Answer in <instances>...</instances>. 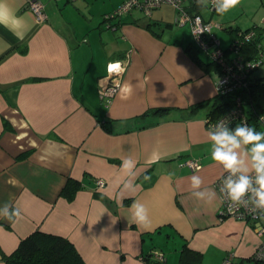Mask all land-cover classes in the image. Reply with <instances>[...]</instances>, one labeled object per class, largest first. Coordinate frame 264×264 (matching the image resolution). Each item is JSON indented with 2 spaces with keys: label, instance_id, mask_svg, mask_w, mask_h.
Wrapping results in <instances>:
<instances>
[{
  "label": "crops",
  "instance_id": "1",
  "mask_svg": "<svg viewBox=\"0 0 264 264\" xmlns=\"http://www.w3.org/2000/svg\"><path fill=\"white\" fill-rule=\"evenodd\" d=\"M30 1L6 0L22 18L18 26L0 24L1 249L10 253L22 237L42 229L68 237L87 264H146L145 254L153 252L163 253L168 264H180L185 242L201 253L198 264H222L229 252L240 261L251 257L260 237L244 221L219 212L216 180L225 169L211 159L209 111L191 114L188 107L199 101L169 104L171 97L190 93L187 82L198 77L195 67L202 69L200 76L210 68L194 65L181 42L168 49L172 59L165 54L167 69H151L164 55L152 58L146 50L142 35L150 28L133 16L138 9L126 13L137 24L110 20L108 28L124 34L125 48L103 49L88 62L93 45L66 14L70 0H39L41 20ZM89 23L85 32L91 36ZM117 63L118 89L104 104L100 79ZM154 107L169 109L145 113ZM153 153L160 156L156 162ZM189 157L199 159L201 167L184 165ZM241 158L250 168V156ZM126 159L134 167L122 168ZM194 174L202 181L198 188L191 185ZM69 178L80 183L73 199L62 195ZM98 178L105 180L103 188L97 187ZM134 201L144 208L147 227L134 222ZM171 240L174 248H164ZM0 264H5L1 251Z\"/></svg>",
  "mask_w": 264,
  "mask_h": 264
},
{
  "label": "trees",
  "instance_id": "2",
  "mask_svg": "<svg viewBox=\"0 0 264 264\" xmlns=\"http://www.w3.org/2000/svg\"><path fill=\"white\" fill-rule=\"evenodd\" d=\"M124 1L125 0H121L119 7ZM219 2L220 0L215 4H219ZM202 3L207 5L208 8L212 10V12H216L209 0L201 2L200 6H198L197 0H190L187 3L186 8L191 13L200 14L205 22L213 23L211 19L206 18L201 13V6L203 5ZM131 10L113 14L112 17L110 16L112 13L106 14L105 19L109 23L107 27L110 26V20L112 18H117L121 24L125 22H134L137 24V20L132 17V14H129V16L126 14ZM175 11H177V9H175ZM123 14H125L124 17H122ZM125 16L128 17V21L125 20ZM144 25L149 27L151 24L149 22ZM172 25V22L167 23V26ZM184 25H188L190 27L189 23ZM214 26L216 25L213 24L212 26L213 32L215 28ZM226 28L232 31L233 35L237 36V38H233L234 40L231 42V46L229 48V51H233L234 55L231 56L227 50L221 48V41L216 45V48H221L224 51V57L226 61L232 62L235 61L234 59H240L241 62L239 64L243 65L242 69H239L235 63L229 64L234 66L236 73H239V76H237L238 80L243 79L244 81H247L248 84L246 86H241V88L238 90H233L226 94L219 92L213 99L207 100L213 105V108H211L208 112L207 118H209L211 121H219L224 116L230 114L232 110H234L233 119H231V122L228 124L229 129L235 128L242 122H246L249 126L255 127L257 131L264 132V122L260 118V116L264 113V102H262L260 99L261 92L264 91V81L258 77H253L254 70L260 66H253V64H255L253 63V60L257 59L260 50L264 47V22L260 25H254L245 29L240 28L238 25L235 27L230 25ZM251 31H253L254 34L248 36V34H250L249 32ZM193 37V42H189L185 45V51L189 53L190 56L197 63H199L205 71H209V68L213 65V70L221 73L223 67L221 66V63L218 62V59H215L212 56V51L205 49L194 35ZM210 38L211 36L208 34L202 36V39L205 41H209ZM201 51L206 52L209 55L210 61L204 60V58L200 56L198 52ZM210 71H212L211 68ZM239 95H243L242 97H244L240 105H238L236 101V97ZM100 99V102L107 104L111 98L102 99V97H100ZM204 102L205 101H201L188 107L190 113L192 114L196 109L202 106ZM168 109L169 107H154L145 113L164 111ZM235 110H237V112H235ZM102 122L105 124L106 122H111V120H103ZM79 187V181L69 178L66 186L62 190V195L64 194L67 198L73 199L76 189ZM11 219L12 217L9 220ZM5 224L8 227H11V222ZM0 251L5 264H87L79 250L68 237L61 234L44 231L42 229H35L26 236L22 237L12 252L6 253L1 249V247ZM152 256L154 257V252ZM152 256L150 257L145 254L144 260L146 261V264H158L159 262H161V264H168L166 260L160 261L156 259V257H154L155 259L152 258ZM201 258L202 255L200 252L189 249L186 242L183 244L179 260L180 264H198ZM247 260L251 264H264V261L253 260L252 257H249ZM241 263H243V260H241Z\"/></svg>",
  "mask_w": 264,
  "mask_h": 264
},
{
  "label": "rangeland",
  "instance_id": "3",
  "mask_svg": "<svg viewBox=\"0 0 264 264\" xmlns=\"http://www.w3.org/2000/svg\"><path fill=\"white\" fill-rule=\"evenodd\" d=\"M49 1L51 0H47L46 3ZM116 1L118 0L68 1L71 6V11L69 10L66 14L68 16H71L75 29L78 32H81V38L86 40L85 43L88 44V46L93 45L92 48L87 49L88 62H91L93 60V56L94 58H96L97 54L100 53L103 49L108 50L112 47H120L121 49L125 48L124 34L121 31H114L112 29H109L107 27L109 23L105 19L106 14L113 12L109 10L112 9L113 4ZM205 1L207 0H203L202 2ZM202 4L203 5L201 6V13L206 18L211 19L214 22L216 21L217 24L215 23L216 26H214V32L221 41V48L227 50V52L231 56L234 55V52L229 51V48L231 46V42L235 38H237V36L233 35V33L231 34V31L229 29H223L221 25L223 27H229L230 25H232V27H235L238 25L240 28L245 29L254 25H260L264 22V0H241L240 5L229 10L223 15H220L217 12H212V10L208 8L207 5H205L204 3ZM174 9L175 7L171 5L162 4L161 7L153 10V14L151 15V17L145 16L141 11H135V14L133 15L134 17L140 16L139 19L144 24L145 22H147V20H149L151 23V25L149 26V32L142 35V39L144 41L143 44L146 45V50H148V53H150L149 55L154 58L155 56H158L157 53L163 51V58L157 60L155 63H151V69L161 67H165L167 69L169 65H165L163 63L165 54H170L168 57L169 59H172L173 57V53H170L168 49H171L172 46L178 47L177 44H180L181 42H183V47H185L187 43L193 42L194 37L190 30V27L188 25H180L176 22L178 13ZM89 20L92 21V26L94 27L92 31H95V34L91 36H88V33H86V29L90 25ZM168 22H172L173 25L167 26ZM93 42L95 43V45ZM168 44L170 45L165 46ZM93 49L94 52L92 51ZM95 50L99 51L96 52ZM119 53V51H116V55ZM198 53L202 58H204V60L210 61V57L206 52L201 51ZM187 64L188 63H185L184 65V67H186L185 71L191 72L192 69L189 68ZM193 64L200 65L199 63ZM210 68H213V65ZM201 70L199 67H195L193 74L198 77L194 80L192 79V81L187 82L189 83L187 90H189L190 93L179 98L178 100H175L174 97H171V99L169 100V102H171L169 103L171 106H179L177 105L178 103L185 104L191 101H204V98H209L216 94L215 79L219 78L220 73L212 70L210 71V73L204 72L203 75L200 76L202 74ZM253 77H258L262 81H264V62L254 70ZM260 99L262 100V102H264V91L261 92ZM199 108H203L204 111L207 112L211 108H213V105L206 100ZM170 243L171 244L164 245V248H174V241L171 240ZM176 254L170 253L171 259L179 258V255ZM243 262L245 264H251L247 259H244Z\"/></svg>",
  "mask_w": 264,
  "mask_h": 264
},
{
  "label": "built area",
  "instance_id": "4",
  "mask_svg": "<svg viewBox=\"0 0 264 264\" xmlns=\"http://www.w3.org/2000/svg\"><path fill=\"white\" fill-rule=\"evenodd\" d=\"M210 4L214 6V3L219 0H209ZM162 4H169L178 11L176 22L180 25L189 23L192 33L194 30L199 33L201 29H207V31L202 32L198 35H194L196 39L204 46L205 49L212 51V56L215 59H218V62L221 63L223 67L222 72L220 73L219 78L216 80V92L226 94L233 90H238L241 86H246L248 83L243 79L238 80L237 76L239 73H236L233 65L229 63H235L239 69L243 68V65H240V59L235 61H226L224 57V51L221 48H216V45L219 44L220 40L215 36L212 31V22H205L202 16L198 13H191L187 8L184 0H125L123 4L118 8L116 13H122V11H128L131 9H138L144 13V15L150 16L155 8L160 7ZM32 10L36 13L38 19L44 17V5L39 0L30 1ZM115 13V14H116ZM264 21V20H263ZM248 36L253 35L254 32H249ZM208 34L211 36L209 41L202 39V36ZM264 61V47L260 50V53L257 56V59L253 60L254 65H261ZM118 66V65H117ZM116 66V67H117ZM120 67V65H119ZM120 68H113L107 71V74L104 75L101 79V86L99 89L102 99H110L118 89V82L114 81V71H119ZM243 96V95H242ZM237 96V104L242 103L244 97ZM237 112V110H235ZM234 110L230 114L224 116L222 119L228 118L233 119ZM261 120L264 122V113L260 116ZM220 119L219 121H221ZM219 121H211L209 118L206 119L208 127L212 131H217L215 125ZM229 124V123H228ZM227 124V127L229 126ZM184 165L190 167L192 170L198 169L201 167L199 159L196 158H187L182 162ZM253 179V187H255V173L250 171L248 173ZM240 173H237L236 176H232L231 179L235 180L238 178ZM230 177L229 172L226 170L220 177L216 180V187L220 194V215L223 217H232L238 220L244 221L249 225L260 237V242L257 244L255 251L252 254L253 260L264 261V208L256 204V197L254 193L249 190V192L240 198L239 201H232L229 197L228 190L225 187L227 179ZM98 186H104L105 180L102 178L97 179ZM231 209V212H230ZM154 257L160 261L165 260V256L159 252L154 253ZM222 264H245L241 263L238 260L233 252H229L223 259Z\"/></svg>",
  "mask_w": 264,
  "mask_h": 264
},
{
  "label": "clouds",
  "instance_id": "5",
  "mask_svg": "<svg viewBox=\"0 0 264 264\" xmlns=\"http://www.w3.org/2000/svg\"><path fill=\"white\" fill-rule=\"evenodd\" d=\"M197 2L200 6L202 0H197ZM240 3L241 0H220L219 4L214 3L213 7L218 14L223 15L236 8ZM21 18L16 16L6 0H0V24L6 28L9 23L18 26ZM9 30L12 31V29ZM205 31L207 29H201L198 34ZM13 33L16 35L15 31ZM193 34L198 35L195 30ZM230 122L228 118L222 119L215 125L217 131L209 132L211 159L229 172L230 177L227 179L225 187L232 201H239L251 190L256 197V204L264 208V132L257 131L255 127L249 126L246 122L229 129L227 124ZM242 153L245 156H250V168L244 167L245 161L241 158ZM159 158V154L153 153L151 162H156ZM121 167L125 169L134 167V162L126 159L122 162ZM250 171L255 173V187H253L252 177L248 174ZM237 173H240L238 178L231 179ZM146 179H150V177H146ZM190 179L193 188H198L202 183L200 177L195 174ZM131 207L135 209L134 222L147 227L149 222L144 208L136 201L132 203Z\"/></svg>",
  "mask_w": 264,
  "mask_h": 264
},
{
  "label": "bare ground",
  "instance_id": "6",
  "mask_svg": "<svg viewBox=\"0 0 264 264\" xmlns=\"http://www.w3.org/2000/svg\"><path fill=\"white\" fill-rule=\"evenodd\" d=\"M118 8H119V6L116 7V8H114L113 12H111V13L115 14L116 11L118 10ZM44 16H45V13H44ZM40 20H41V19H40ZM116 65H118L116 68H120V67H119L120 63H117ZM101 79H102V77H101ZM101 79H100L99 89H100V86H101ZM99 89H98V92H99ZM99 96L101 97L100 92H99ZM98 179H99V178H98ZM96 183H97V179H96ZM104 186H105V185H104ZM104 186H98V184H97V187H100V188H103Z\"/></svg>",
  "mask_w": 264,
  "mask_h": 264
},
{
  "label": "water",
  "instance_id": "7",
  "mask_svg": "<svg viewBox=\"0 0 264 264\" xmlns=\"http://www.w3.org/2000/svg\"><path fill=\"white\" fill-rule=\"evenodd\" d=\"M248 258V257H247Z\"/></svg>",
  "mask_w": 264,
  "mask_h": 264
}]
</instances>
